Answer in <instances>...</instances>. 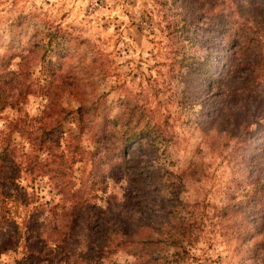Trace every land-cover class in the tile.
I'll use <instances>...</instances> for the list:
<instances>
[{
	"label": "trees",
	"instance_id": "trees-1",
	"mask_svg": "<svg viewBox=\"0 0 264 264\" xmlns=\"http://www.w3.org/2000/svg\"><path fill=\"white\" fill-rule=\"evenodd\" d=\"M163 1L186 9L203 33L207 54L182 55L180 65L193 86L197 120L205 121L201 123L209 129L220 128L227 107L236 115L234 129L240 134L249 129L254 122L248 116H256L259 108L247 101L248 96L239 97L246 85L264 76L260 52L264 0ZM68 43L57 34L46 38L36 34L27 46L13 45L11 40L0 43V114L15 113L0 128V255L17 243L29 264H120L114 257L119 252L129 255L131 264H162L156 251L147 248V243L153 245V234L163 236L171 224L178 234L190 227L174 219V209L163 198L175 178L161 160L167 144L155 126L142 124L140 112L125 98L115 113L112 107L97 105L94 89L84 92ZM36 54L38 76L32 70ZM214 57L219 59L216 65ZM35 99L40 110L30 116L26 107ZM246 135L237 148L239 166L245 167L242 179L220 211L221 216L241 220L238 240L250 248L243 250L241 262L254 257L257 246L264 244L263 124ZM250 150L255 154L248 164ZM44 180L50 189L46 202L33 189ZM112 182H127L131 193L126 190L113 208L99 205L98 195ZM142 205L160 208L165 225L156 228ZM44 213L55 217L48 229L38 222ZM48 232L64 234L67 241L71 234L82 236L87 250L65 256L56 249L58 240L47 241ZM143 233L149 237L143 238ZM45 256L47 260H42Z\"/></svg>",
	"mask_w": 264,
	"mask_h": 264
},
{
	"label": "rangeland",
	"instance_id": "rangeland-1",
	"mask_svg": "<svg viewBox=\"0 0 264 264\" xmlns=\"http://www.w3.org/2000/svg\"><path fill=\"white\" fill-rule=\"evenodd\" d=\"M18 20L24 23H17ZM193 21L186 9L174 3L165 4L163 0H0V43L11 40L13 45L27 46L36 34L38 38L64 35L75 53L84 92L94 89L97 105L112 107L115 113L119 100L125 98L134 111L140 112L142 124L155 126L161 132L168 149L161 160L175 175L174 185L167 188L163 198L169 200L167 203L174 209V219L188 222L190 227L178 234V229L171 224L163 236L153 234L150 241L153 245L147 243V248L156 251L159 262L264 264V244L257 246L254 257L239 261L244 256L243 250L250 249L248 244L238 240L241 220L220 214L244 172L237 153L242 136L247 137V133L249 136L260 124L264 127V76L246 85L239 97L246 100L248 96L247 101L259 108L256 116H248L254 122L249 129L241 134L234 129L236 115L227 107H223L224 123L220 128L209 129L201 123L205 121L197 120L199 109L193 107V86L189 85L186 74L183 75L185 68H180L182 55L192 53L204 57L208 52L201 43L203 33ZM261 35L260 52L264 56V30ZM36 58L38 54L33 56L34 76L40 73ZM218 63L219 59L214 57L213 64ZM39 110L37 99L26 107L30 116H36ZM14 115L12 110L1 113L0 128ZM251 154L255 151L250 150L246 155L248 164ZM47 185L48 181H39L33 188L43 202L50 200ZM126 190L131 193L127 182H112L105 193L98 195L96 202L113 208ZM12 205L10 203L8 208ZM144 206L142 212L151 216L156 228L165 225L167 219L165 215L160 216V208L153 210ZM46 215L41 214L38 222L48 229L55 217ZM47 234V241L58 240L57 248L52 247L65 256L87 250L82 236L71 234L67 241L64 234ZM147 237L149 235L143 233V238ZM239 245L243 246L242 250ZM114 257L120 264L133 262L124 252ZM42 260H47L46 256ZM0 264L29 263L16 243L0 255Z\"/></svg>",
	"mask_w": 264,
	"mask_h": 264
}]
</instances>
